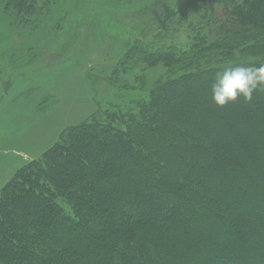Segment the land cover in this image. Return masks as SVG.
Returning <instances> with one entry per match:
<instances>
[{
	"label": "trees",
	"instance_id": "trees-1",
	"mask_svg": "<svg viewBox=\"0 0 264 264\" xmlns=\"http://www.w3.org/2000/svg\"><path fill=\"white\" fill-rule=\"evenodd\" d=\"M57 1L0 11L35 26ZM104 1L144 26L121 92L0 188V264H264V92L220 108L210 91L264 64V0Z\"/></svg>",
	"mask_w": 264,
	"mask_h": 264
},
{
	"label": "rangeland",
	"instance_id": "rangeland-1",
	"mask_svg": "<svg viewBox=\"0 0 264 264\" xmlns=\"http://www.w3.org/2000/svg\"><path fill=\"white\" fill-rule=\"evenodd\" d=\"M104 3L58 0L35 26L13 24L0 11V187L64 128L87 120L99 106L106 109L121 92L110 73L126 39L144 26L127 9ZM162 70L145 73L153 80Z\"/></svg>",
	"mask_w": 264,
	"mask_h": 264
},
{
	"label": "clouds",
	"instance_id": "clouds-1",
	"mask_svg": "<svg viewBox=\"0 0 264 264\" xmlns=\"http://www.w3.org/2000/svg\"><path fill=\"white\" fill-rule=\"evenodd\" d=\"M212 102L220 108L239 99L251 101L254 93L264 92V64L226 65L210 83Z\"/></svg>",
	"mask_w": 264,
	"mask_h": 264
},
{
	"label": "crops",
	"instance_id": "crops-1",
	"mask_svg": "<svg viewBox=\"0 0 264 264\" xmlns=\"http://www.w3.org/2000/svg\"><path fill=\"white\" fill-rule=\"evenodd\" d=\"M32 159H34V158H28L27 160L30 161V160H32ZM28 161H27V162H28ZM27 162H26V163H27ZM0 188H1V187H0Z\"/></svg>",
	"mask_w": 264,
	"mask_h": 264
}]
</instances>
